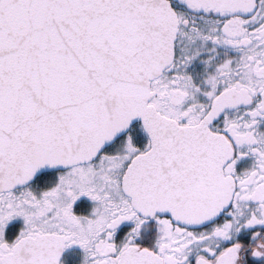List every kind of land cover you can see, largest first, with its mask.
<instances>
[{
  "label": "snow or ice",
  "instance_id": "obj_1",
  "mask_svg": "<svg viewBox=\"0 0 264 264\" xmlns=\"http://www.w3.org/2000/svg\"><path fill=\"white\" fill-rule=\"evenodd\" d=\"M0 264H264V0H0Z\"/></svg>",
  "mask_w": 264,
  "mask_h": 264
}]
</instances>
